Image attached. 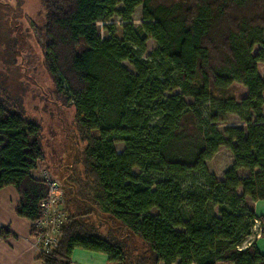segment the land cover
Returning a JSON list of instances; mask_svg holds the SVG:
<instances>
[{
  "label": "trees",
  "instance_id": "obj_1",
  "mask_svg": "<svg viewBox=\"0 0 264 264\" xmlns=\"http://www.w3.org/2000/svg\"><path fill=\"white\" fill-rule=\"evenodd\" d=\"M141 6L138 29L132 18ZM44 7V65L75 110L93 184L82 216L120 223L147 247L151 264H264L257 243L243 248L264 222L247 202L264 201V0H44ZM116 17L122 23L106 25L104 40L98 24ZM149 40L156 49L146 58ZM18 41L0 22V48L9 53ZM237 86L247 90L242 99ZM229 115L246 129L222 132ZM42 131L0 86V191L17 189V214L33 225L49 195L32 176L46 158ZM222 147L234 165L219 179L208 162ZM77 156L78 149L74 164ZM66 188L81 201L68 180ZM72 213L44 264H72L77 249L128 264L121 240Z\"/></svg>",
  "mask_w": 264,
  "mask_h": 264
},
{
  "label": "rangeland",
  "instance_id": "obj_2",
  "mask_svg": "<svg viewBox=\"0 0 264 264\" xmlns=\"http://www.w3.org/2000/svg\"><path fill=\"white\" fill-rule=\"evenodd\" d=\"M178 1L180 0H155L157 4L166 5ZM122 8L119 6L120 10ZM142 12L143 7H138L132 18V23L138 29L143 22ZM45 16L44 0H0L1 25H8L14 32V37L19 39L18 42L11 44L12 51L9 53L6 47L0 48V59L6 62L12 58L16 63L9 62L6 66L0 61V86L5 90L7 88L11 96L20 99L26 118L37 122L43 129L42 143L46 158L43 164L39 165L37 176L41 180L49 177L63 183L64 196L59 209L66 215L69 211L75 213L79 220H89L90 224L99 229L102 236L121 240L127 251L128 264H151V255L147 247L138 237L126 232L120 223L107 215H102L101 220L92 213L82 216L87 213V205L82 200L93 199L90 194L93 184L85 174L82 155L85 143L79 130L75 110L63 96L58 94L55 83L44 65ZM120 23H122L121 19L116 17L108 23L98 24L100 36L104 40L109 39L106 25ZM155 49V42L149 40L145 57L148 58ZM124 66L134 71L129 63H124ZM259 69L263 73V66ZM245 94L242 87H236L238 98H243ZM232 119L236 118L232 117L226 123L219 124V129L225 131L229 124L235 123ZM117 148L120 153L124 150L121 144ZM76 149L78 156L74 164ZM210 164L215 170L219 166L218 160L211 161ZM67 180L77 187L76 194L80 200L82 199L81 201L72 202L70 191L68 192L66 188L67 184H64ZM263 232L264 222L258 220L243 248L257 243L264 253Z\"/></svg>",
  "mask_w": 264,
  "mask_h": 264
},
{
  "label": "crops",
  "instance_id": "obj_3",
  "mask_svg": "<svg viewBox=\"0 0 264 264\" xmlns=\"http://www.w3.org/2000/svg\"><path fill=\"white\" fill-rule=\"evenodd\" d=\"M242 88L247 93V90ZM232 117L236 118L232 119L235 123L229 124L226 129L229 127L246 129L247 126L236 115H229L227 121ZM216 160H218L219 166L215 170L214 167H211L210 161L208 162L209 171L219 179H223L226 171L234 165L233 155L230 150L222 147L212 159V161ZM223 167L226 168L222 169ZM38 170L39 167L32 172V176L36 179H39ZM248 174L246 170L239 171V175L242 177H246ZM19 202L20 196L15 187L9 186L0 191V264H44L41 253L34 247L32 230L36 228V224L33 225L29 220L18 216ZM247 202L257 215L264 216V201L255 203L247 198ZM72 264H110V262L104 254L77 249L73 254Z\"/></svg>",
  "mask_w": 264,
  "mask_h": 264
},
{
  "label": "built area",
  "instance_id": "obj_4",
  "mask_svg": "<svg viewBox=\"0 0 264 264\" xmlns=\"http://www.w3.org/2000/svg\"><path fill=\"white\" fill-rule=\"evenodd\" d=\"M49 189V195L40 203L42 219L36 225L34 247L41 256H51L58 249L62 237V227L68 217L59 209L63 200V183L51 178L44 179ZM257 224V222H256Z\"/></svg>",
  "mask_w": 264,
  "mask_h": 264
},
{
  "label": "water",
  "instance_id": "obj_5",
  "mask_svg": "<svg viewBox=\"0 0 264 264\" xmlns=\"http://www.w3.org/2000/svg\"><path fill=\"white\" fill-rule=\"evenodd\" d=\"M64 184H67V181H65Z\"/></svg>",
  "mask_w": 264,
  "mask_h": 264
}]
</instances>
